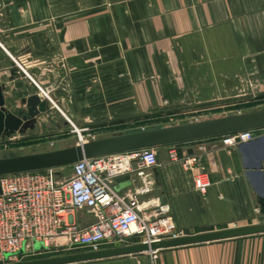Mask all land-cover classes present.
Here are the masks:
<instances>
[{
	"label": "crops",
	"instance_id": "crops-1",
	"mask_svg": "<svg viewBox=\"0 0 264 264\" xmlns=\"http://www.w3.org/2000/svg\"><path fill=\"white\" fill-rule=\"evenodd\" d=\"M0 84L6 107L18 115L27 112L34 93L48 101L33 127L3 134L16 147L55 132L47 128L51 119L64 123L55 135L72 123L109 135L152 108H200L214 93L246 88L263 93L264 0H0ZM39 86L51 89L55 103ZM222 137L158 146L165 149L158 164L143 176L134 174L136 182L121 191L145 180L149 190L140 200L169 204L184 234L257 222L264 213L256 210L258 191L248 165L257 160L256 151L251 144L226 145ZM178 147L183 157L173 160L169 151ZM41 148L34 149H54ZM191 156L196 161L186 167ZM199 170L210 179L205 191L195 185ZM75 217L93 220L83 210ZM108 246L115 245L100 248ZM69 264H264V233L165 247L153 256L135 252Z\"/></svg>",
	"mask_w": 264,
	"mask_h": 264
},
{
	"label": "built area",
	"instance_id": "built-area-1",
	"mask_svg": "<svg viewBox=\"0 0 264 264\" xmlns=\"http://www.w3.org/2000/svg\"><path fill=\"white\" fill-rule=\"evenodd\" d=\"M40 89L55 103L50 97L51 89ZM72 125L78 142L98 138V129L85 125L78 130ZM261 134L264 128L232 131L222 134V141L234 145ZM4 143L7 146L9 141ZM169 155L173 160L179 159L175 148L170 149ZM195 161L191 156L183 164L190 167ZM158 162V146H151L79 159L70 164V176H59L61 166L1 174L0 263L32 252L77 246L98 249L104 243H129L131 238L135 242H151L183 235L169 214V204L140 200V194L149 190L145 180L125 192L115 187L117 176L129 174L134 184V174L143 176L145 168ZM194 180L201 191L210 185L205 170L195 172ZM80 210L90 213L93 220L81 223L75 217ZM256 210L261 212L260 207ZM35 241H41L43 248L36 249ZM21 248L24 254L18 253ZM149 253L153 256L157 251Z\"/></svg>",
	"mask_w": 264,
	"mask_h": 264
},
{
	"label": "water",
	"instance_id": "water-1",
	"mask_svg": "<svg viewBox=\"0 0 264 264\" xmlns=\"http://www.w3.org/2000/svg\"><path fill=\"white\" fill-rule=\"evenodd\" d=\"M5 103L4 85L0 84V139L3 134L10 135L14 132H25L28 128L33 127L38 116L45 112L48 106V101L41 98L38 93H34L27 98V112L23 115H18L13 110L7 108ZM260 128H264V107L207 119L101 136L85 142H78L50 150L1 156L0 175L22 170L70 165L79 159L100 154L160 146L232 131ZM240 144L243 146L251 144L253 150L256 151L257 160L250 162L248 165L251 167V178L258 191L260 209L264 213V134L258 135L248 141H241ZM176 150L178 156L183 157V148L178 147ZM187 152L193 153V148L188 147ZM116 182L118 184L115 187L118 190L133 185V180L129 174L117 176ZM258 233H264V222L228 226L183 235H172L158 241L131 242L98 249L79 250L26 259L21 258L0 264H69L119 254L158 251L165 247ZM35 248H43V244L40 243L39 245V243H36ZM18 253L24 254V248H21Z\"/></svg>",
	"mask_w": 264,
	"mask_h": 264
},
{
	"label": "rangeland",
	"instance_id": "rangeland-1",
	"mask_svg": "<svg viewBox=\"0 0 264 264\" xmlns=\"http://www.w3.org/2000/svg\"><path fill=\"white\" fill-rule=\"evenodd\" d=\"M248 84V83H247ZM249 89H242L239 93L236 94H225V93H214L207 99L199 102L202 106L200 108L195 109H188V110H182V111H174L170 110L168 108H165L164 111H157L156 108H152L149 110V112L145 113L143 118L136 119L133 122L117 125L115 128L111 129L109 135L118 134V132L126 131H136L141 129H147V128H155L159 126H166L176 123H183L188 121H195V120H201V119H207L222 115H227L231 113H237V112H243V111H249L253 109H258L264 107V92H248ZM242 96V97H241ZM51 97V96H50ZM239 97H241L239 99ZM52 98V97H51ZM235 98H238L239 100H235ZM53 99V98H52ZM55 102V100L53 99ZM164 104H169L168 100H164ZM56 105H58L56 103ZM61 120V119H59ZM51 122L47 125V128L49 127L51 130L55 129V132L52 134L47 133L45 134L47 128L43 129V133L45 134L42 140L39 143H30V144H23L22 146H17V144L12 145L9 143V146L5 145V141L7 140V136L3 135V139L0 140V157L1 156H7L8 155H14L19 154L20 152L27 151H37V149L34 148H41L43 145H49L52 148H60L64 146H69L72 144L78 143V137L77 132L73 131L74 128L71 124L69 128L64 129L65 133L62 135H55L58 134L60 131V128L64 127L63 120L61 122H55L54 120H49ZM76 127L80 129L82 125L75 124ZM70 129V130H69ZM124 133V132H123ZM12 134H17V132H14ZM50 135V136H49ZM51 135H54L53 137ZM106 136L103 134V132H99L97 137ZM21 137H25L22 135ZM18 140V139H17ZM158 147L159 152H164V148ZM6 154V155H4ZM59 176H70L72 172V166L65 165L59 167ZM257 222H264V215H261L260 219L257 220ZM255 222V223H257ZM36 243L40 245L42 244L41 241H35L34 247H36ZM82 250V247H70V248H64L60 250L55 251H48V252H32L24 254L23 256L19 258H34V257H41L46 255H53V254H61V253H68V252H74Z\"/></svg>",
	"mask_w": 264,
	"mask_h": 264
},
{
	"label": "bare ground",
	"instance_id": "bare-ground-1",
	"mask_svg": "<svg viewBox=\"0 0 264 264\" xmlns=\"http://www.w3.org/2000/svg\"><path fill=\"white\" fill-rule=\"evenodd\" d=\"M74 125H75V124H74ZM75 126H76V125H75ZM77 129L80 130L81 128L79 129V128L77 127Z\"/></svg>",
	"mask_w": 264,
	"mask_h": 264
},
{
	"label": "flooded vegetation",
	"instance_id": "flooded-vegetation-1",
	"mask_svg": "<svg viewBox=\"0 0 264 264\" xmlns=\"http://www.w3.org/2000/svg\"><path fill=\"white\" fill-rule=\"evenodd\" d=\"M28 130V129H27Z\"/></svg>",
	"mask_w": 264,
	"mask_h": 264
}]
</instances>
